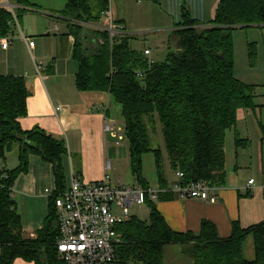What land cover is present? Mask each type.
Here are the masks:
<instances>
[{"label": "trees", "instance_id": "obj_1", "mask_svg": "<svg viewBox=\"0 0 264 264\" xmlns=\"http://www.w3.org/2000/svg\"><path fill=\"white\" fill-rule=\"evenodd\" d=\"M108 8L109 0H66L61 12L75 38L78 90L106 92L121 105L132 171L143 187H150L142 177V155L147 151L157 156L160 189H169L177 182L169 184L160 151L152 147L149 127L152 129L156 116L161 121L171 168L184 173L182 182L205 181L222 187L227 179L226 132L236 126L240 111L257 114L264 108V101H260L264 93L234 75L232 31L236 27H264V0H219L213 20L206 25L183 10L167 56L152 62L132 47L134 36L124 33L111 41L107 31L87 26L99 25ZM11 19L10 11L0 6V37L13 31ZM29 96L25 77L0 75V160L17 146L20 161L16 168L0 171V264H14L17 258L35 264H64L56 247L61 230L54 197L44 227L35 238H26L12 194L14 180L27 170L30 154L53 164L59 186L56 192L66 189V141L41 128L26 131L21 126ZM260 134L264 142L263 123ZM236 144L246 146L249 139L237 135ZM146 204L150 211L147 220L131 215L116 226L120 241L113 264H164L163 250L169 244L179 245L195 264H264V223L243 228L234 222L228 238H222L207 219L198 233L177 232L154 201L148 198ZM249 234L255 237L256 259L252 261L243 254Z\"/></svg>", "mask_w": 264, "mask_h": 264}, {"label": "crops", "instance_id": "obj_2", "mask_svg": "<svg viewBox=\"0 0 264 264\" xmlns=\"http://www.w3.org/2000/svg\"><path fill=\"white\" fill-rule=\"evenodd\" d=\"M14 2L17 3L16 0ZM61 2V7L49 11H40L37 4L21 5V28L33 38L35 46L30 48L27 42L22 41L17 29V33L11 31L9 36L12 39L8 47L3 48L0 44V75L23 76L26 79L30 96L27 99L28 113L20 119L22 128L29 131L38 127L66 141L68 153L63 162L67 188V174L70 182L71 171L78 172V177L87 181H97L105 176L110 178V170L113 169L110 159L114 156L111 147L115 144L110 142L112 138L105 132L104 126L107 119H115L109 117L110 94L84 92L76 86L79 66L73 56L75 38L61 14L66 2ZM218 2L109 0V7L114 20L123 25L128 35L137 39L142 37L149 42V46L142 50L135 45L140 42L133 39L135 48L132 47L144 53L150 49L152 53L150 56L145 54L146 57L157 61L153 58L154 47L166 49L168 53L170 37L182 21L183 10L206 25L213 20ZM24 17H27L26 21ZM17 51H21L22 55L24 53L22 58H16ZM241 149V154L236 150L230 162L226 158L227 179L219 187L217 202L184 199L169 191L159 192L150 198L173 230L198 233L202 221L207 219L216 225L222 238H228L234 222L243 228L264 223V142L262 139L256 143L249 140V144ZM241 156L244 158L242 162L239 159ZM19 162L18 153L14 150L8 153L5 160H0V171L14 169ZM240 164L246 167V173L239 169ZM174 179L168 178L169 184ZM251 179H254L253 184H249ZM58 187L53 164L38 154H30L27 170L17 174L12 190L21 215L24 237L35 238L44 227L49 214L50 192H56ZM243 254L247 260L256 259L253 234L247 236ZM163 263L195 264L193 258L182 253L177 244L164 247ZM14 264L35 263L17 258Z\"/></svg>", "mask_w": 264, "mask_h": 264}, {"label": "built area", "instance_id": "obj_3", "mask_svg": "<svg viewBox=\"0 0 264 264\" xmlns=\"http://www.w3.org/2000/svg\"><path fill=\"white\" fill-rule=\"evenodd\" d=\"M0 6L10 11L12 15L10 24L19 31L20 39L33 48L35 41L20 25L17 10L22 6L10 0H0ZM87 26L107 31L111 41L126 33L123 25L114 20L110 7L102 13L99 25ZM11 39V36L1 37L0 44L7 48ZM151 53L150 49L145 51L147 56ZM150 60L152 62V59ZM104 127L105 132L114 139L118 138L120 141L124 138V127L118 125L115 120L107 119ZM176 176L177 182L169 189H160L157 192L141 184L114 186L109 176L97 181H87L71 171L68 187L61 192H50V197H54L61 230L56 242L58 258L64 264H113L115 247L120 241L116 226L129 219L134 206L146 205L147 199L159 192L169 191L184 199H198L211 203L218 201L219 187L210 186L205 181L184 184L182 182L184 173L181 171L177 172ZM253 183L254 179H251L249 184Z\"/></svg>", "mask_w": 264, "mask_h": 264}, {"label": "rangeland", "instance_id": "obj_4", "mask_svg": "<svg viewBox=\"0 0 264 264\" xmlns=\"http://www.w3.org/2000/svg\"><path fill=\"white\" fill-rule=\"evenodd\" d=\"M11 2L15 0H10ZM31 1V2H29ZM25 0V4L30 6V4H37V7L40 8V11L47 10L49 11L52 8H58L62 6V2L65 0ZM29 2V4H28ZM16 3V2H15ZM17 4V3H16ZM36 6V5H34ZM51 7V8H50ZM49 9V10H48ZM27 17H24L26 21ZM35 20V19H34ZM12 30L17 33L15 26H12ZM233 37V51H234V75L235 77L247 85H252L258 88V93H264V27H249V28H240L236 27L232 31ZM137 39V38H133ZM140 43L135 45L139 49H144L146 46H149L148 40L145 38L139 37L137 39ZM152 41V40H150ZM22 42V41H21ZM148 42V43H147ZM132 40V46L135 48ZM174 46V45H173ZM136 47V48H137ZM153 58L158 61L164 60L167 56V50L156 48ZM24 55V53H23ZM21 51H17L16 58L23 57ZM260 89V90H259ZM107 101V100H106ZM264 101V99L260 100ZM110 114L109 117L114 118L115 122L124 127V118L122 116L121 105L115 101L110 102ZM260 123L264 124V108L259 109L257 114L251 110H243L239 114L236 126L232 129H229L226 132V158L227 161H231L236 150L241 154L242 147H238L236 144L237 135L244 136L251 140V143L261 142L260 134ZM150 139L152 147L157 148L160 151L161 157L160 160L164 164L167 177L175 181L177 180L176 172L171 168V164L168 158V151L166 147V142L163 134V128L161 126V121L159 116H156V122L152 125L150 129ZM244 134H247L246 136ZM115 145H112V150L114 151V156L110 159L112 161V168L110 170V182L114 186H132L140 184L141 181L138 180L133 174L131 167V155H130V144L127 140V137L124 132V138L119 141L118 138L114 139L109 135ZM119 141V142H117ZM118 143V144H117ZM17 152V146H14L11 152ZM241 150V151H240ZM10 152V153H11ZM114 159V160H113ZM242 162L244 158H239ZM110 161V162H111ZM240 162V163H241ZM239 169L243 171L246 170L243 164L238 165ZM110 169V168H108ZM241 173V172H240ZM242 174V173H241ZM142 177L145 182L153 190H159V176H158V162L157 156L153 151H147L142 155ZM67 183L69 184V175L67 174ZM67 184V185H68ZM149 207L144 206H134L131 209V215H137L140 218L144 219L149 218Z\"/></svg>", "mask_w": 264, "mask_h": 264}, {"label": "bare ground", "instance_id": "obj_5", "mask_svg": "<svg viewBox=\"0 0 264 264\" xmlns=\"http://www.w3.org/2000/svg\"><path fill=\"white\" fill-rule=\"evenodd\" d=\"M153 61V60H152Z\"/></svg>", "mask_w": 264, "mask_h": 264}, {"label": "water", "instance_id": "obj_6", "mask_svg": "<svg viewBox=\"0 0 264 264\" xmlns=\"http://www.w3.org/2000/svg\"><path fill=\"white\" fill-rule=\"evenodd\" d=\"M26 141V140H25Z\"/></svg>", "mask_w": 264, "mask_h": 264}]
</instances>
